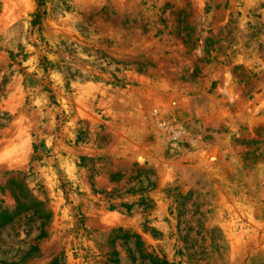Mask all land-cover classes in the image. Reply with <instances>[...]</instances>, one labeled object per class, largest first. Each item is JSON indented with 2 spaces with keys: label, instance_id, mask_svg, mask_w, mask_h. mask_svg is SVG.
Wrapping results in <instances>:
<instances>
[{
  "label": "rangeland",
  "instance_id": "1",
  "mask_svg": "<svg viewBox=\"0 0 264 264\" xmlns=\"http://www.w3.org/2000/svg\"><path fill=\"white\" fill-rule=\"evenodd\" d=\"M0 0V264H264V0Z\"/></svg>",
  "mask_w": 264,
  "mask_h": 264
},
{
  "label": "trees",
  "instance_id": "2",
  "mask_svg": "<svg viewBox=\"0 0 264 264\" xmlns=\"http://www.w3.org/2000/svg\"><path fill=\"white\" fill-rule=\"evenodd\" d=\"M35 1L37 3V6H38V12L35 15L34 24L38 23V21L41 18L42 13L40 12L39 9L43 7V3H44V0H35Z\"/></svg>",
  "mask_w": 264,
  "mask_h": 264
}]
</instances>
